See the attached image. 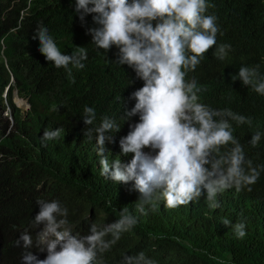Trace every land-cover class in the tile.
<instances>
[{"label":"trees","instance_id":"1","mask_svg":"<svg viewBox=\"0 0 264 264\" xmlns=\"http://www.w3.org/2000/svg\"><path fill=\"white\" fill-rule=\"evenodd\" d=\"M208 2L213 5L208 14L217 17L220 28L217 44L194 71L187 73L186 79L197 82L201 103L252 119L251 126L231 123L246 158L259 167L264 165V96L243 85L240 79L233 81L232 76L238 75L241 66H258L264 78V0ZM75 3L76 0H0V38L3 36L6 58V66L0 60V92L9 72L14 79L7 91L13 118L9 134L3 131L5 119L0 125V263L23 264L25 250L15 246V241L21 233L28 232L36 244L43 226L36 228L33 220L39 212L36 201L42 199L58 201L68 209L65 228L78 236L90 234L92 223L102 228L104 222H116L125 207L137 217L136 226L122 233L111 250L103 254V264H120L124 255L141 251L156 264H264V171L251 185V191L231 188L220 194L219 209H211L204 195L176 209L161 208L155 200V208L145 205V213L137 210L141 194L134 186L124 191L104 183L95 174V157L90 148L95 135L91 139L85 135L88 127L99 126L105 116L121 124L109 149L114 158L123 156L128 163L133 154L122 155L119 140L139 118H125L133 105L128 99L132 94L128 66L116 63L117 48L106 54L92 44L88 29L98 25L92 15L82 23ZM17 22V28L7 33ZM40 26L50 30L64 54L71 55L77 47H85V67L69 65V73L55 67L45 56L40 60L32 55L30 37ZM221 44L230 45L223 60L216 55ZM52 74L57 75V81L50 92L44 83ZM12 88L29 103L24 118L10 103ZM85 107L95 110L94 125L86 126L80 118ZM57 129L63 130L59 138L42 141V130ZM257 131L262 138L257 147H252L249 141ZM225 217L233 226L245 224L243 239L237 238L233 227L222 223ZM31 251L39 259L46 258V251L36 247Z\"/></svg>","mask_w":264,"mask_h":264},{"label":"clouds","instance_id":"2","mask_svg":"<svg viewBox=\"0 0 264 264\" xmlns=\"http://www.w3.org/2000/svg\"><path fill=\"white\" fill-rule=\"evenodd\" d=\"M212 6L208 0H76L75 11L81 22L92 15L93 22L98 25L88 29L92 44L106 54L113 47L117 48L116 63L128 66L131 72L128 87H132L128 99L133 105L125 118H139L119 140L121 154H133L128 163L123 156L114 158L109 149L110 143H115V133L120 131L121 124L105 116L99 126L88 127L85 135L89 139L95 135L90 147L95 157L92 167L106 184H115L124 191L133 190L134 186L141 194L136 204L140 213H145V205L155 208V200L161 208L176 209L204 195L211 209H219L220 194L231 188L237 192L244 188L251 191V185L264 171V165L254 167L246 158L243 146L233 135L232 121L251 126L252 119L230 109L215 110L201 103L197 82L186 79L187 73L194 71L217 44L220 28L217 17L208 14ZM18 23L7 33L14 31ZM30 39L31 54L40 60L45 56L55 67H63L69 73V65L76 69L85 67L87 49L77 47L71 55L62 53L47 27H38ZM2 40L3 36L0 38V60L6 66ZM228 49L230 45L221 44L216 50L217 58L225 59ZM237 79L264 96V78L258 66H241L238 75L232 76L233 81ZM7 80L0 92V125L7 121L4 134H9L13 123L7 100L9 85L14 82L11 72ZM56 81L57 75L52 74L44 86L51 92ZM15 99L26 108L20 109ZM10 103L24 118L29 103L13 88ZM80 118L86 126L94 125L96 112L92 107H85ZM62 131L42 130L41 139L59 138ZM261 138L262 134L255 132L250 145L257 147ZM36 203L39 212L33 224L36 228L43 226L37 233L36 244L28 232L21 233L15 241V246L25 250L21 256L23 264H103V254L111 250L122 233L138 223L137 217L125 207L116 222H104L102 228L92 223L90 234L78 236L65 228L68 223L66 207L58 201L38 199ZM222 223L233 227L237 238L245 237L244 223L233 226L227 217ZM33 247L40 252L46 251V258L34 255ZM120 264L156 263L141 251L136 255H124Z\"/></svg>","mask_w":264,"mask_h":264},{"label":"rangeland","instance_id":"3","mask_svg":"<svg viewBox=\"0 0 264 264\" xmlns=\"http://www.w3.org/2000/svg\"><path fill=\"white\" fill-rule=\"evenodd\" d=\"M17 105H20V109H25L26 108V105H23V106H21V103L19 102V103H16ZM6 109V108H5ZM5 115H6V117H7V119L9 118V116H8V111L6 110L5 112Z\"/></svg>","mask_w":264,"mask_h":264},{"label":"bare ground","instance_id":"4","mask_svg":"<svg viewBox=\"0 0 264 264\" xmlns=\"http://www.w3.org/2000/svg\"><path fill=\"white\" fill-rule=\"evenodd\" d=\"M15 100H16V102H17V103H19V102H20V100H19V99H15Z\"/></svg>","mask_w":264,"mask_h":264}]
</instances>
